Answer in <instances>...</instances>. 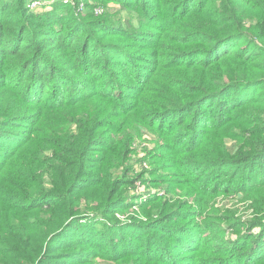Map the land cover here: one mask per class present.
I'll use <instances>...</instances> for the list:
<instances>
[{
  "label": "trees",
  "instance_id": "trees-1",
  "mask_svg": "<svg viewBox=\"0 0 264 264\" xmlns=\"http://www.w3.org/2000/svg\"><path fill=\"white\" fill-rule=\"evenodd\" d=\"M113 1L0 0V264H264V0Z\"/></svg>",
  "mask_w": 264,
  "mask_h": 264
},
{
  "label": "rangeland",
  "instance_id": "rangeland-1",
  "mask_svg": "<svg viewBox=\"0 0 264 264\" xmlns=\"http://www.w3.org/2000/svg\"><path fill=\"white\" fill-rule=\"evenodd\" d=\"M28 9L32 13H38L42 15H47L46 17L50 18L52 21H61L62 19H67L71 13H79L80 15H93V19H105L109 23H113L118 28L122 27L130 33L139 32L142 35L140 37H147L146 34L148 29L144 25H139V15L137 11H130L125 8L120 2H115L113 0H25ZM116 23V24H115ZM166 141L165 138H162L152 132L147 131L142 128L140 134L135 138L133 144V154L131 155L132 159H140L147 150H151L154 146H157L159 143ZM228 148L233 150L234 143L233 141H227ZM131 159V160H132ZM135 173H133L134 175ZM145 177V176H144ZM148 177V176H147ZM140 180V179H139ZM144 184L140 181H136L134 185V193L139 195L138 191L144 190ZM146 195V194H145ZM212 207H221L228 208L232 205L236 208L238 214H244V212L250 213L251 210H247L245 205L242 202H239L238 199H232L226 194H220L216 196L213 201L210 202ZM209 206V204H208ZM210 207V206H209ZM96 220H100L97 219ZM234 237V236H232ZM105 246V245H103ZM100 250V249H98ZM107 249L105 252H109ZM113 252V250H112ZM183 254H180V257ZM94 264H119L114 261L104 260L101 256L95 258Z\"/></svg>",
  "mask_w": 264,
  "mask_h": 264
}]
</instances>
